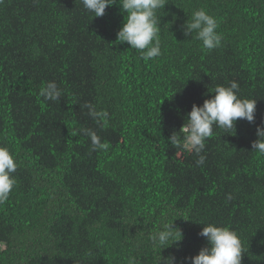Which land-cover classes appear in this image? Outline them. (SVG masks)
Masks as SVG:
<instances>
[{"label":"trees","instance_id":"trees-1","mask_svg":"<svg viewBox=\"0 0 264 264\" xmlns=\"http://www.w3.org/2000/svg\"><path fill=\"white\" fill-rule=\"evenodd\" d=\"M166 3L162 54L145 61L116 39L118 4L93 17L81 0H0V147L18 164L0 204V264H157L151 234L172 220L183 239L162 257L190 264L207 246L203 222L238 234L241 264H264V155L251 147L264 121V0ZM198 9L216 18L219 48L183 35ZM49 81L57 101L39 95ZM231 81L256 99L255 121L237 120L234 135L214 129L197 166L168 138ZM86 102L109 113L106 126ZM82 128L108 150L92 151Z\"/></svg>","mask_w":264,"mask_h":264},{"label":"clouds","instance_id":"clouds-1","mask_svg":"<svg viewBox=\"0 0 264 264\" xmlns=\"http://www.w3.org/2000/svg\"><path fill=\"white\" fill-rule=\"evenodd\" d=\"M83 9L93 17H102L108 7L119 5L124 14L121 28L116 33L119 43L126 42L130 48L140 51L142 58L147 61L159 57L161 53L160 15L166 0H81ZM183 35L193 37L201 42L205 50L211 51L221 46L223 36L217 31L218 22L215 17L204 9L192 12L190 19L182 25ZM210 98L202 105L193 104L186 115L187 122L183 123L178 132H173L168 142L173 147H182L198 156L196 165H202L205 156L206 140L214 135V129L222 130V134H235L237 120L254 123L256 99L241 98L239 85L236 81L228 86L217 85L212 90ZM39 95L46 101H57L62 95L55 81H49L39 90ZM82 107L87 109V115L100 127L108 124L109 113L98 109L96 105L86 102ZM80 134L90 139L92 151H107L109 144L102 142L101 137L91 128L78 130ZM256 140L252 149L264 155V121L256 127ZM18 164L7 147H0V204L5 203L16 185L14 173ZM232 199L231 194L226 195ZM173 221H164L157 231L151 234V241L159 247L157 264H177L174 254L162 257L160 252L173 244L177 246L182 241V231L173 226ZM198 235L207 241L198 254L185 257L190 264H241L243 247L238 234L227 226L213 223H203Z\"/></svg>","mask_w":264,"mask_h":264}]
</instances>
